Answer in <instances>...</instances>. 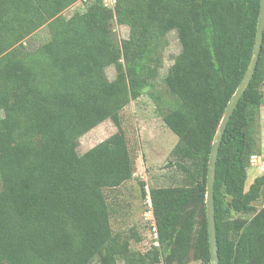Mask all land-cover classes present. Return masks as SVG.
Wrapping results in <instances>:
<instances>
[{
  "label": "trees",
  "instance_id": "trees-1",
  "mask_svg": "<svg viewBox=\"0 0 264 264\" xmlns=\"http://www.w3.org/2000/svg\"><path fill=\"white\" fill-rule=\"evenodd\" d=\"M80 1L0 0V264H211L209 160L253 55L261 0H87L65 17ZM115 23L129 29L122 41ZM45 27L48 40L29 48ZM173 31L181 52L164 78L166 106L155 82ZM145 93L178 137L170 162L178 173L176 185L150 189L159 245L143 253L132 247L138 232L114 231L125 209L108 194L135 175L125 132L83 155L78 147L108 120L120 127L121 112ZM262 106L264 42L219 150V264H264V207L255 205L264 174L247 189Z\"/></svg>",
  "mask_w": 264,
  "mask_h": 264
},
{
  "label": "rangeland",
  "instance_id": "rangeland-1",
  "mask_svg": "<svg viewBox=\"0 0 264 264\" xmlns=\"http://www.w3.org/2000/svg\"><path fill=\"white\" fill-rule=\"evenodd\" d=\"M86 1H80L69 8L64 16L70 18L77 12H84L87 7ZM114 25L120 41L128 37L129 29L126 26H120L117 23ZM48 38V31L45 27L33 34L26 44L29 48H36L45 43ZM180 52L181 44L178 33L173 31L167 37V45L163 50V65L155 82V95L165 100L166 106L173 102V98L168 93L164 78ZM107 74L109 79L113 80L116 75L115 69L108 68ZM158 108V101L156 102L154 97L145 93L139 99L131 101L121 112L120 127L112 120H108L84 135L78 147L79 153L83 155L118 133L119 128L125 132L127 145L135 160V175L120 190H110L108 194L113 196L112 203L122 205L125 209L124 213L113 217L114 231H120L129 236L138 232L141 242L133 241L132 247L143 253L155 247L156 239L154 230L156 224L150 206L152 203L150 189L176 185L177 180L174 177L178 173L177 168L170 164L172 161L171 152L178 142V137L166 127L163 119L159 116ZM2 116L3 113L0 112V117ZM260 119L261 152L256 155L258 161H251L248 169L247 189L257 177L264 174V171L260 169V166H264V106L261 108ZM142 184L146 186L148 198L142 196ZM255 205L258 209L264 207V192ZM190 264L199 263L192 262Z\"/></svg>",
  "mask_w": 264,
  "mask_h": 264
},
{
  "label": "water",
  "instance_id": "water-1",
  "mask_svg": "<svg viewBox=\"0 0 264 264\" xmlns=\"http://www.w3.org/2000/svg\"><path fill=\"white\" fill-rule=\"evenodd\" d=\"M264 42V0H261L260 14L257 26L256 41L253 50V55L247 71L237 88L235 94L229 101V104L225 110L224 116L221 120L217 133L215 135L209 166L207 174V194H206V205H207V219H208V231H209V243L211 252V264H219L218 254V239L216 230V217H215V182H216V169L217 161L219 156V150L228 127V124L246 90L248 89L251 80L255 74L260 54L262 51Z\"/></svg>",
  "mask_w": 264,
  "mask_h": 264
},
{
  "label": "built area",
  "instance_id": "built-area-1",
  "mask_svg": "<svg viewBox=\"0 0 264 264\" xmlns=\"http://www.w3.org/2000/svg\"><path fill=\"white\" fill-rule=\"evenodd\" d=\"M110 1H114L115 2V0H110ZM257 157L258 156H254L253 159H252V162L258 161V158ZM257 163H259V162H257ZM260 169H261V171H264V166H260ZM149 202L151 203V200L150 199H149ZM151 205H152V203H151ZM154 230L156 231V229H154ZM155 237H156V239L158 238V235L156 233H155ZM155 245L158 246L159 245L158 242H155Z\"/></svg>",
  "mask_w": 264,
  "mask_h": 264
}]
</instances>
